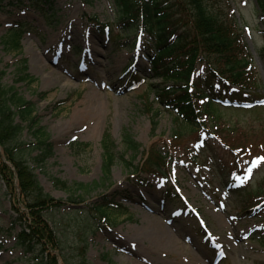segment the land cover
I'll list each match as a JSON object with an SVG mask.
<instances>
[{
	"label": "rangeland",
	"instance_id": "obj_1",
	"mask_svg": "<svg viewBox=\"0 0 264 264\" xmlns=\"http://www.w3.org/2000/svg\"><path fill=\"white\" fill-rule=\"evenodd\" d=\"M44 1L0 0V70L6 72L5 86H15L34 103L35 114L51 135L54 155L45 166L34 167L45 192L63 205L47 215L50 225L64 236L59 264H264L260 242L264 156L254 167L252 162L239 165L227 150L208 143L205 134L194 147L198 137L186 135L188 149L193 150L176 152L170 142L178 122L155 98L152 85L164 82L153 77L147 35L123 32L115 0ZM229 4L241 25L245 21L247 26L245 39L258 78L253 100L264 99V22L259 2ZM94 17L102 24L112 22V36L118 34L117 39L99 31ZM21 25V48L6 46L5 38ZM23 59L34 82L20 80ZM130 62L136 77L125 80L123 71ZM94 89L103 101L97 120L87 115ZM221 105L219 112L228 125L264 137V107ZM24 126L21 141L34 142ZM107 133L115 159L110 179L104 182ZM125 134L140 144L139 152L127 147ZM154 144L169 163L162 175L137 169ZM52 177L68 185H100L85 202L72 203L70 193L56 186ZM103 203L121 207L103 217L93 209ZM13 205L0 177V264H38L17 244L23 225L15 224ZM146 213L170 228L181 246L171 250L144 234Z\"/></svg>",
	"mask_w": 264,
	"mask_h": 264
},
{
	"label": "trees",
	"instance_id": "obj_2",
	"mask_svg": "<svg viewBox=\"0 0 264 264\" xmlns=\"http://www.w3.org/2000/svg\"><path fill=\"white\" fill-rule=\"evenodd\" d=\"M230 1L115 0L116 19L124 33H134L141 28L148 34V60L154 76L164 82V85H152L156 100L170 110L178 122L170 147L189 153L193 148L188 149L186 135L199 139L201 132H205L211 145L227 150L235 160L250 161L263 155L264 137L259 132L249 133L228 125L219 112L218 102L224 99L233 103L253 101L258 86L253 55L243 29L235 17L229 18ZM44 2L52 3V0ZM258 2L264 22V0ZM174 16L177 20H173ZM92 23L101 32L114 34L111 23L102 25L97 17ZM22 31L23 25L14 28L4 40L6 46L20 49ZM117 35L112 38L117 39ZM261 52L264 53V48ZM21 71L20 80H36L26 72V59L22 60ZM5 73L0 70V176L14 200L13 207L18 213L16 221L23 225L17 234L18 245L39 264H59L58 252L62 251L64 236L50 225L47 215L52 209L61 208L62 203L45 192L33 166L46 165L54 154L53 142L35 114L34 103L21 95L15 86L3 84ZM24 123L32 132L34 142L21 141L26 129ZM105 137L104 182L110 179L115 159L113 142L108 141V133ZM124 142L129 149L139 152L140 144L129 134H125ZM167 163V156L154 144L142 170L163 174ZM127 164L133 165L132 162ZM52 179L56 186L71 194L69 200L72 203L84 202L100 185L78 182L68 185L59 178ZM19 203L29 211L25 213ZM106 208L100 204L95 210L106 216ZM261 242L264 246V236Z\"/></svg>",
	"mask_w": 264,
	"mask_h": 264
},
{
	"label": "bare ground",
	"instance_id": "obj_3",
	"mask_svg": "<svg viewBox=\"0 0 264 264\" xmlns=\"http://www.w3.org/2000/svg\"><path fill=\"white\" fill-rule=\"evenodd\" d=\"M94 100L92 101L91 105L88 106L87 115L91 118L97 120V116L99 113L101 114V110L103 109V101L101 99L100 92H97L95 89L93 90V94L91 96ZM97 115V116H96ZM146 216L149 218L148 223L142 228L144 230V234H149L150 236L157 239L159 244H163L162 247L173 249V247H179L181 244L179 243V239H177L176 235L171 232L170 228L162 224L160 219H156V217L152 214L146 213ZM122 240V239H121ZM125 238L123 237V241ZM202 261H197L196 264H204L200 263Z\"/></svg>",
	"mask_w": 264,
	"mask_h": 264
},
{
	"label": "snow or ice",
	"instance_id": "obj_4",
	"mask_svg": "<svg viewBox=\"0 0 264 264\" xmlns=\"http://www.w3.org/2000/svg\"><path fill=\"white\" fill-rule=\"evenodd\" d=\"M260 160H264V158H260ZM258 162H259V161H257V160H253V161H252V165H253V167L256 166ZM251 171H252V168H249V169H248L249 174L251 173Z\"/></svg>",
	"mask_w": 264,
	"mask_h": 264
}]
</instances>
